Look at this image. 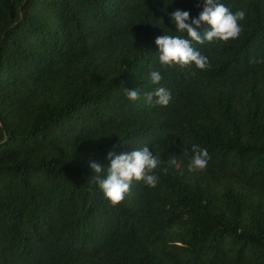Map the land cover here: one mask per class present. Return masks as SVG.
<instances>
[{"label":"trees","instance_id":"trees-1","mask_svg":"<svg viewBox=\"0 0 264 264\" xmlns=\"http://www.w3.org/2000/svg\"><path fill=\"white\" fill-rule=\"evenodd\" d=\"M222 2L241 31L199 70L154 44L196 0H0V264H264V0ZM143 146L158 183L109 203L89 162Z\"/></svg>","mask_w":264,"mask_h":264},{"label":"clouds","instance_id":"clouds-1","mask_svg":"<svg viewBox=\"0 0 264 264\" xmlns=\"http://www.w3.org/2000/svg\"><path fill=\"white\" fill-rule=\"evenodd\" d=\"M200 11L196 16H190L187 10L175 8L167 13L178 35L163 34L155 37V56L161 68L173 65H194L196 69L204 70L208 67V58L197 48L196 44L211 43L213 41H228L236 38L241 26L239 21L244 19L242 10L231 11L222 0H196ZM153 85H159L162 74L159 70L148 73ZM126 98L136 101L139 98L137 88H123ZM155 98V99H154ZM171 99L169 90L162 86L155 87L145 94V102H154L160 106H167ZM105 159L108 163L89 162L92 172V182L99 192L111 204L116 205L123 200L133 181H142L147 187H155L158 177L155 170L161 160L148 146L117 153L107 152ZM209 160L206 148L192 146V155L188 162V170H203ZM175 161H173L174 163Z\"/></svg>","mask_w":264,"mask_h":264}]
</instances>
